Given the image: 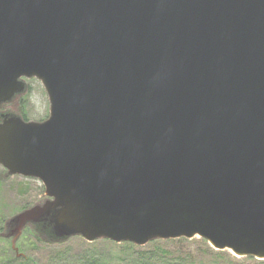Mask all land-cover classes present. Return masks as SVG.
Returning <instances> with one entry per match:
<instances>
[{"label":"water","instance_id":"obj_1","mask_svg":"<svg viewBox=\"0 0 264 264\" xmlns=\"http://www.w3.org/2000/svg\"><path fill=\"white\" fill-rule=\"evenodd\" d=\"M0 166L47 199L9 221L59 240L200 238L264 261V0H0Z\"/></svg>","mask_w":264,"mask_h":264},{"label":"rangeland","instance_id":"obj_2","mask_svg":"<svg viewBox=\"0 0 264 264\" xmlns=\"http://www.w3.org/2000/svg\"><path fill=\"white\" fill-rule=\"evenodd\" d=\"M27 91L0 108L1 113L25 116L27 122H43L50 116V101L38 79H26ZM46 200L43 184L22 176H9L0 166V221H8ZM0 234V256L4 264H264V261L222 255L205 240L152 241L145 246L123 245L106 240L89 243L72 237L62 243L40 241L32 227L24 229L13 244V236ZM9 235V234H8ZM221 253V252H220ZM17 259V260H15Z\"/></svg>","mask_w":264,"mask_h":264},{"label":"trees","instance_id":"obj_3","mask_svg":"<svg viewBox=\"0 0 264 264\" xmlns=\"http://www.w3.org/2000/svg\"><path fill=\"white\" fill-rule=\"evenodd\" d=\"M21 118H23L25 121H28L27 118L23 115H21ZM9 221H0V234L7 231L9 232ZM29 227H32L34 229V231L36 232L37 234V237L39 238L40 241H44V242H47L49 244H56V243H62L64 241H60L59 239H57L51 228H49L47 225L45 224H37V225H32V226H29ZM6 232V233H7ZM3 239H6V238H3ZM123 245H130L129 243H124ZM218 254L222 255L224 254L223 252H218ZM243 259H246V260H253V258H243ZM17 260V259H15ZM4 260L2 259V257L0 256V264H4ZM162 264H172L168 261H163Z\"/></svg>","mask_w":264,"mask_h":264}]
</instances>
